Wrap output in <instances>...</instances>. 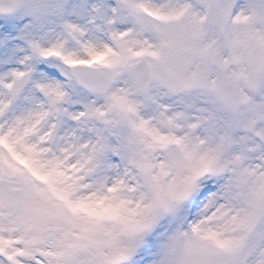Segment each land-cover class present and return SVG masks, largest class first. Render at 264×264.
<instances>
[{
    "label": "snow or ice",
    "instance_id": "snow-or-ice-1",
    "mask_svg": "<svg viewBox=\"0 0 264 264\" xmlns=\"http://www.w3.org/2000/svg\"><path fill=\"white\" fill-rule=\"evenodd\" d=\"M0 264H264V0H0Z\"/></svg>",
    "mask_w": 264,
    "mask_h": 264
}]
</instances>
